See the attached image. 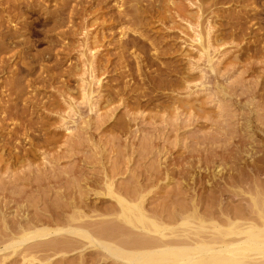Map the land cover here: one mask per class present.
Instances as JSON below:
<instances>
[{
    "label": "rangeland",
    "instance_id": "1",
    "mask_svg": "<svg viewBox=\"0 0 264 264\" xmlns=\"http://www.w3.org/2000/svg\"><path fill=\"white\" fill-rule=\"evenodd\" d=\"M194 1L175 0V2H166L169 4L167 7L164 2H160L162 5L159 2H154L161 6L158 5L163 15L165 17L170 16V19L161 18L159 16L161 14L158 15L153 11H151L152 13L149 12L150 15L147 11H144L145 13L143 10L139 11L140 17L143 16V19L141 18L143 24H141L140 30L143 34L148 35L149 42L152 41L156 45L160 42V49L157 46L158 51L160 50L156 53H159L157 56H160V53L163 52L161 53L163 55L158 58L153 50H148L149 54L152 53L155 56L152 59L150 68L155 70L154 68H161L163 65L164 68H167L166 70L160 69V74H155L157 73L155 71L153 74L151 73L153 71L150 70L152 76H159L157 78L161 80V82H158L160 86L155 84V88L154 83L158 81L155 77L154 81L146 82L147 85L144 84L148 86L145 91L150 93V96L148 95L149 99L148 97L147 99L140 98V107L137 108L135 105L129 104L130 106L125 108L119 104L118 100L106 104L105 98H102L107 96V99H109V88L110 90H117V86L120 88L123 84L120 82L122 79L119 73L116 70L112 71L114 69L112 68L113 63L117 59L116 54L113 55L114 52H117L115 41L120 37L122 29L119 25H116L112 31L108 30L107 33H110V35L107 39L111 41H106V45L99 47L100 58L105 57L107 60L102 58L103 62H107V65L110 62L112 64L108 68L110 72L104 74L105 78L102 77L103 74L97 73L99 74L97 77L101 78L100 84L95 83L92 86L96 88V91L93 89L95 92L93 94L95 99L93 98V100L99 104L96 103L98 107L94 105L93 110L90 111L88 104H81L85 100L83 99V102H81L80 93L82 94V92L79 86L81 82L76 78H80V74H82V70L77 67L80 59V54L77 51L81 49L78 48L77 50V47H80L81 38H83V34H79L80 28L77 30L79 33L76 36L73 34L65 39L66 43H69H67L69 48H72L73 45L75 47L73 46L72 51L69 50L72 52H70L72 56L69 55V58L64 59V64L62 61L61 68H59L60 73H64L68 68L67 65L76 63L77 66L73 67V69H78L73 72L74 75L76 74L74 76L76 79L74 77L69 79L67 73H64L66 75L62 74L59 84L55 82V86H48L47 83H44V86L42 84L38 86L40 85L38 84L36 88L25 89L26 94L24 93L23 99L26 97L25 101L28 105L26 102L18 104L22 106L24 103L25 106L27 105L28 108L33 109L27 108V112L23 113L22 117L15 118L14 116V121L7 120L6 125H4L5 128H3L4 131L0 129V146L3 142L7 143L5 149L0 148V159L3 154L4 157H7L9 151H12L13 155V159L9 161L0 160V247L9 242L8 236L11 234L20 235L21 227L27 230H31L32 227V230L41 227V229L47 230L46 232L62 230L56 232V234H49L44 238L29 239L13 254L10 253L11 250L0 251V264H122L120 260L109 256L107 252L105 253L103 249H100L94 243L91 242L92 244H90L81 237L78 239V236H72V234L65 233L66 230L64 231L69 226H76L78 223L75 224V221L70 222V219H68L69 216L75 213L72 210L75 211L78 207L84 214L92 216L89 219L95 222L97 220L98 224L102 223L98 220L107 217L106 220H103L117 221L115 215L120 213V208L115 199L106 194L105 182L108 181H112L114 191L121 193L124 197L134 194L136 189L137 192L149 194L144 205L147 210H157L158 212H161L159 210H164V208L170 209L181 205V203L189 204V196L192 194L189 187H191L192 177L195 175L200 177L202 183L206 179H211L210 181L214 183V187L218 190L225 187V190H222L223 195H219L218 190L210 189V192L207 185H205V187L207 186L206 190L200 188L197 180L198 187L195 185L197 197L201 196L202 202L207 203L208 197L206 199L205 197L209 196L208 193L216 191L215 194L210 195L211 200H215L212 197L217 196L218 199L216 198L215 202L218 204L220 200L224 199L223 202H219V205H223L221 207L224 208L228 205L230 210H234L232 206L235 208L241 207L246 201H244L245 198L242 195H234L232 191L230 192V190H235L233 188L238 189L237 187L241 184V187L244 186L242 187L243 190H251L248 184L253 179L256 180L252 181L251 187H253V184L255 186L256 181H259L256 184L259 188L261 187L260 189L264 188V49H261L264 46V21L261 20V18H264V0L250 2L240 0ZM251 2L252 4H249ZM127 3V5H131L134 2ZM145 3L148 2H142L143 5ZM120 4L116 0H111L108 3L110 12L113 15L117 13V7ZM47 5L49 10H54L57 7L55 2H47ZM170 5L178 7V9H185L187 14L182 10L187 17L185 15L179 17L182 10L179 9L180 12L178 11V13L175 8H172V11ZM199 5L204 10L206 9L201 24L203 27L200 24L199 27L196 26L198 13L201 12L199 11ZM92 9H95V7L92 6ZM141 11L143 15L140 13ZM259 11L261 15L258 14L257 16L256 14L257 12L260 13ZM250 14H253V17L249 16ZM189 16L192 18H189ZM96 17L94 14L86 16V20H89V22L87 21L88 23H85L86 26H84L90 32V37L97 35L98 30L101 28L100 22L103 21V18ZM35 18L36 15L27 18V21L32 22L31 27L20 38L31 42V54L48 47L50 39L45 37L44 32L48 25L41 24ZM116 18L119 19L118 16ZM237 18L245 19V22ZM255 18L259 19V28H256L258 23L254 25L255 28L252 26L258 20ZM76 19L75 25H79L76 21L80 23L83 21L82 19ZM95 19L97 24H91ZM240 21L246 25L244 23L238 25ZM251 21L253 22L251 23ZM14 23H16V20ZM241 25H244V30ZM8 26V28L4 26L1 30L7 31L10 29V31H14L19 27V25L11 26V24ZM248 27L253 28L254 34L250 32ZM62 29H66V27ZM62 29L60 28V30ZM199 29L203 33L206 31L208 33L207 35L204 33L205 38H208V51L207 53L204 52L205 54L202 52L196 35ZM241 32L243 33L241 34ZM260 39H262L261 42ZM59 47L57 48L59 49ZM94 48L98 49V47ZM157 60L160 67L155 64V62L158 63ZM170 62H173V64ZM171 65L176 71L172 69ZM172 70L174 71L173 74ZM11 77H16V74L11 75ZM82 77H86V75L82 74ZM63 78H66L64 80L68 83H61L64 81ZM139 79L136 78V81H139ZM162 80H165L166 83ZM164 83L165 85H163ZM60 84L63 87L61 86L59 90L63 91L64 94L66 92L65 88L70 87L71 93L70 96L69 93L67 96L72 102L74 100L73 103L77 107H81L78 114L72 115L68 112L69 110L66 108L67 101L56 95L58 89L56 87ZM66 84L68 85L66 86ZM149 86L150 88L154 86L153 91L149 89ZM98 87L102 89L100 90ZM105 87H108V89ZM54 88H56V91ZM97 89L99 90L97 91ZM31 94L36 95L38 99L36 100L35 96ZM55 95L58 96L56 99L54 98ZM1 96L0 99L6 103L8 97L4 94H1ZM47 96L53 98L49 99ZM32 97L34 100H32ZM100 97L101 99H99ZM58 98L62 104H59ZM96 98L98 99L96 100ZM52 99L57 101L58 104L56 103V105H62L61 107L57 106L59 110H53L57 107L52 103ZM21 100H18V102ZM49 100L51 104H49ZM144 100H149V102L146 103ZM2 101L0 102L1 106L4 104ZM33 101H37V103L45 101L49 105L43 102L45 104L41 107L42 102H40L39 104L35 103L37 106L35 107ZM64 102H66V105L63 104ZM50 105H54V108L52 109ZM48 106L50 109L47 108ZM30 111L34 115L28 113ZM65 111L70 113L68 114V117L71 116L70 118L67 117ZM61 115L67 118L62 120ZM37 116H40V118L37 119ZM35 119L38 121V123L34 122L36 126L33 124ZM25 122L30 124L26 125ZM38 124L41 126L39 127ZM25 126L28 128L26 137L23 134ZM13 145H16V149L11 148ZM252 164H255L254 166L257 164L261 168L260 171L253 170ZM218 169L223 170L220 171L222 173L218 174L220 178L218 175L213 176ZM238 170L247 173L243 172L242 177L241 172L239 173ZM165 172H169L170 179L165 176ZM236 173L241 176L238 174L236 176ZM230 174L235 175L234 179H238V176H240L244 181L242 180L238 186H235L236 181L238 184V180L234 181V184L224 183ZM223 176L225 179H223ZM213 178H217L218 181ZM219 179H221L220 182ZM231 179L233 178L228 180ZM261 182H263V187ZM215 184L222 187L218 186V188ZM229 187L231 189H228ZM226 188L230 193L226 191ZM125 191L126 194H124ZM178 191L185 192V195L179 194ZM225 194L230 196L232 194V199L229 196L227 198ZM202 207L205 210L206 204ZM203 209L201 208V212L205 213ZM110 210L117 214L113 215ZM117 210L118 212H116ZM25 226H31V228ZM55 239L59 243L52 245L53 242L51 241L54 240L55 242ZM41 244H44V246ZM36 246L38 247L36 248Z\"/></svg>",
    "mask_w": 264,
    "mask_h": 264
},
{
    "label": "bare ground",
    "instance_id": "2",
    "mask_svg": "<svg viewBox=\"0 0 264 264\" xmlns=\"http://www.w3.org/2000/svg\"><path fill=\"white\" fill-rule=\"evenodd\" d=\"M110 1L111 0H0V96H1V94H4L8 97L6 100V103H4L2 101V99H0V102L2 101L4 103L3 106L0 105L1 106V108H0V129L2 131H4L3 128H5L4 125H6L7 120L14 121V119L16 117L17 118L22 117L23 113L27 112L26 110L33 109V108L27 107L28 104L25 101L26 97L23 99L25 89H27V88L33 89L32 87L36 88V86L38 84H40L38 86H41V84L44 86V83H47L48 86H50V85L55 86L54 83L59 82L62 74L66 75L64 73H67L69 79L71 77L73 78L74 76H76V74L75 75L73 74L74 71L78 70V69L76 70V68L73 69V67L77 66L76 63L71 65L70 63H73V62H70L69 63L70 65H67L68 68L65 67L66 70L64 71V73H60L59 68H61L62 61L64 64V59L69 58L70 57L69 55L72 56L71 51L75 47V45H73L74 47L72 46V48L71 47L69 48V45H67L68 42L66 43L65 39L70 37V35H73V34L76 36V34H78L79 31H80L79 34H83V38H81L80 45L78 43V45L80 47H77V50H78V48L79 49L81 48L79 51H77L80 54L79 55L80 59H79V63H78L77 67H79L80 70H82L81 73L83 75H86V77H82V74H80L81 75V76L79 75L80 78L76 77L81 82V84L79 85L80 91L82 92V94L80 93V95L82 97L81 102H83V99L85 100V102H83L81 104H85V103H86V105L88 104L87 106H88L90 111L93 110L94 105H95V107L96 106L98 107V105H99L97 102H95L93 100V98H94L93 94L95 93L94 90L96 91V88H95V86H94V88L92 86L95 83H99L101 81V78L97 77V75L103 74L102 77L105 78L104 74L105 73L107 74L108 72H110L108 70V68L112 64V62H110L109 65H107L108 64L107 62H103L102 58L105 59V57L100 58L99 55L101 54V52L99 50L100 49L99 47L104 46L106 41H111V40L107 39L108 35H110V33H107V32H108V30L112 31L113 28L115 29L116 25L121 26L122 29L120 32V37L115 41V48H116L117 52L116 53L114 52L113 55L116 54L115 57H117V59L114 58L116 61L114 60L115 61L113 63L114 66L112 67L114 69H112V71L116 70V72L119 73V75L121 76L120 78L122 79V81H120V82L123 84L120 86V88H119V86H117L118 89L115 88L117 90H112V89L110 90V88H109V91H110V92H108V95L110 96V97L108 96L109 99H107V96L102 97V95H101V97L105 98L104 101L106 102V104H109V103L111 104V103H113L114 100H118L119 104L123 105L125 108L127 106L129 107L130 106L129 104H131L133 106L135 105V107H137V108H138V106L140 107V105H139L140 101L139 100L141 97L142 98L144 97L146 99L148 97V99H149L150 93H147L145 91L146 88L148 87V86H145V85H147L146 82H148V81L151 82L154 79V77L156 75H154V76H152V75L155 72H157L155 74H160L162 69L166 70L167 68H164L165 67L164 65H163L164 67L162 66L163 68L162 67L161 68H154L155 70H151V68H150L152 66V59H154L155 56L159 55V53L158 54H156V53L160 52V50L158 51V49H157L160 45V42L157 45L155 43H153L152 41L149 42L148 41L149 38L147 37L148 35L147 34L145 35L142 33V31L140 30V27L142 26L141 24H143V23H141L143 16L140 17L139 11L143 10V12L147 11L148 13L153 11V13L155 12L158 15L161 14V15H159V16H161V18L170 19V16H168L167 14L166 15L169 18L167 16L165 17L163 15V12L158 7L159 4H155L154 2H159V3L164 2L166 7H167V5L169 6V4L166 2H169V3L175 2V0H116V2L118 1L121 3L117 7V11H116L117 15L116 14L113 15V13L110 12V9L108 7V3ZM113 1H115V0H113ZM188 1H190V0H188ZM195 1L196 2H219V0H195ZM240 1L250 2L253 0H240ZM47 2H55V4L57 5L56 9L49 10ZM127 2H134V3L131 5H127L128 4ZM142 2H148V3L147 4L145 3L143 5ZM249 4H252V2ZM165 5H163V6H165ZM172 5H170L171 6L170 9L175 8L177 10V12L179 11V9H181V10L183 9V8L178 9V7L176 8ZM92 6H93V8L95 7V9H92ZM199 7H200L199 11H201V12H199L198 16H197V22H196L197 27H199V24L201 26L202 21L204 20L203 19V13L206 10V9L204 10L201 7V5H199ZM164 9H166V8H164ZM167 9L169 10V8H167ZM173 9H172V11H173ZM251 9H254V8H251ZM176 10H175V12H176ZM183 10L185 12V9H183ZM183 10L181 11V14H180L181 16H179V17H182V15L184 16L185 13L187 14V12L184 13ZM263 10H264V8H263ZM143 12L141 11L140 13H142V15H143ZM261 12H262V10H261ZM261 12L260 13L257 12L256 15L257 16H258V14L261 15ZM151 13H149V15ZM91 14H94L95 16H97L96 18H100V17L103 18L102 19L103 21L100 22L101 28L98 30L97 35L94 36L91 34L92 37H90V32L87 29H85V26H86L85 23L89 22V20H86L87 19L86 16L91 15ZM32 15H36L35 19L38 22H40L41 24L48 25L47 29L44 32H45V37H48L50 39L48 41L49 42L48 47L44 48L41 51H36L35 53L31 54L30 53V50L32 49V45L30 44L31 42L29 40H25V39L23 40L20 38L23 35H25L26 31H28L30 29V27H31L30 25L32 22L27 21V18L32 16ZM115 15L119 17L118 20H117ZM162 15H163V17H162ZM252 15L250 14L249 16L253 17ZM115 18H116V20H115ZM189 18H192V17L189 16ZM248 18L251 20L250 17H248ZM258 18H255V19H258ZM75 19L76 20L82 19L83 23L76 21L77 23H79V25L78 24L75 25L76 24ZM237 19H239V18H237ZM242 19H243V17H242ZM262 19L264 21V18H261V20ZM15 20H16V23H14ZM244 20H242V21H244ZM96 21L97 20L95 19V21L91 22V24H97V23H95ZM161 21H162V19H161ZM253 21H254V18H253ZM253 21H251V23ZM143 22H144V20H143ZM244 22L240 21L238 23V25L240 23L243 24ZM144 23L146 25V22H144ZM256 23H258V26L256 28H259V25H260L259 19L252 26L256 25ZM9 24H11V26H18L19 25V27L14 31H10V29L7 31L1 30L4 26H7V28H8ZM123 24H126V25L123 26ZM145 25H143V26H145ZM241 26H243V30H244V25H241ZM64 27H66V29H62ZM201 27H203V25ZM60 28L62 30H60ZM79 28L81 30L77 31ZM248 28H249L250 32H253V34H254L255 31L253 30V28L252 27H248ZM254 28H255V26H254ZM83 30H85V31H83ZM206 32H204V33L207 35L208 33H206ZM146 33H147V31H146ZM204 33H203V31H201V29H199V30H197L196 35L198 38V43L203 50V51L202 50L201 51L203 53L204 52L207 53V51H208V43H207L208 38L207 39L205 38ZM242 33L243 32H241V34ZM204 40H205V42H204ZM261 40L262 39H260L259 41L261 42ZM55 46H56V48L54 49ZM57 47H59V49ZM94 47H98V49H95ZM160 47H161V45H160ZM160 47H159V49H160ZM262 47L263 48H261V49H264V46H262ZM69 50H71V51H69ZM113 50H114V48H113ZM148 50H150V51L153 50V53L156 55L154 56L151 52L150 53L152 55L149 54ZM162 50L164 51V48ZM65 51H66V53H65ZM8 52H10V54L7 55ZM63 53H64V55H63ZM161 53H163V52H161ZM161 53H160V56H157L158 58L161 57V55H163ZM157 57H156V59H157ZM111 60H113V59L111 58ZM108 61H109V59H108ZM157 62H158V60H157ZM170 63L173 64V62H170ZM155 64H157V66H158L159 62L158 63L155 62ZM155 67H156V65H155ZM158 67H160V66H158ZM171 67H172V69H174L172 65H171ZM63 68H62V70L65 69V68L64 69ZM148 68H150V69L148 70ZM62 70H61V72H62ZM150 70L153 71V72H151V73H153L152 75L150 73ZM97 73H99V74H97ZM166 73L168 74V72H166ZM173 73H174V71L172 70V74ZM5 74H6V76H4ZM13 74H16V77H11V75H13ZM109 75H110V73H109ZM157 77L159 78L158 75H157ZM157 77H155V78H157ZM126 78H127V80H125ZM136 78H140L139 81H136ZM158 78H157V80H158ZM160 78H161V76H160ZM64 79H66V78H63V80ZM75 79H73V80H75ZM117 79H115V80H117ZM64 81L63 82L60 81V82L61 83L67 82V81H65V82ZM131 81H133V82H131ZM159 81L161 82V80H158L155 83L153 82L154 86H155V84H156V86L158 84H160V83H158ZM162 81L165 82V80H162ZM118 82H119V80H118ZM171 82H173V81H171ZM165 83L163 85H165ZM116 84H117V82H116ZM148 84H150V83H148ZM67 85L68 84H66V86ZM167 85H169V84L167 83ZM61 86L63 87V85H61V84H60V86L56 87V88H58L57 91L55 90L56 88H54V90L57 93V94L56 93L55 94L60 96L62 98V100L67 101L68 107L65 104L66 102H64L63 104L66 105V108L69 110V111L67 110L68 112L72 113V115L78 114L79 113L78 110H81V107H77V105H75V103H73L74 100L72 102V100L67 96L68 93L70 96V93H71V91L69 89L70 87L65 88L66 89L65 91L67 93L65 92V94H64L63 91L59 90V88ZM100 86L102 87L103 85H100ZM150 86H152V85H150ZM150 86H149V89H152V91H153L154 86H153V88H150ZM156 86H155V88H156ZM158 86H160V85H158ZM169 86H171V84ZM37 88H39V87H37ZM98 88H100V87H98ZM105 88L108 89V87H105ZM67 89L69 90V92ZM101 89L102 88H100V90ZM107 89H105V90L107 91ZM98 90L99 89H97V91ZM36 91H37V89H36ZM147 91L149 92V90H147ZM38 92H39V90H38ZM97 93H100V92H97ZM152 93H151V96H152ZM31 95L29 96L30 98H31ZM56 95L54 97L55 99L58 97V96L56 97ZM65 95L67 97H64ZM104 95H106V94H104ZM32 96H35L34 98H36V95L33 94ZM97 96L99 97V95H97ZM51 97L50 98L48 97V98L51 99ZM101 97L99 99H101ZM21 99H23V100H21ZM37 99L38 98H36V100ZM97 99L98 98H96V100ZM152 99H150V101H152ZM18 100H21V101L18 102ZM28 100L31 101V99H29V98H28ZM32 100H34L33 97H32ZM51 101L55 105H56L57 101L60 102L59 104H62V102L59 100V98L57 99V101H54V99H52ZM102 101H103V99H102ZM144 101H142V102H144ZM147 101L149 102V100H147ZM147 101H145V102L147 103ZM153 101H154V99H153ZM21 102H24V103L26 102L27 105L25 106V104L23 103L22 106H20V104H18V103H21ZM40 102H42L40 105L41 107H43V104L46 103L45 101H40ZM40 102L37 103V101H35V102L33 101L35 107H37L36 104H39ZM43 102H45V103H43ZM47 102H48V100H47ZM30 103L31 102H29V104ZM49 104H51L50 100H49ZM49 104H47V105H49ZM76 104H78V103H76ZM31 105H32V103H31ZM50 106L52 109L54 108L53 107L54 105L53 106L50 105ZM57 106H59V105H56V107ZM61 106H59V107H61ZM143 106H144V104H143ZM29 107H31V106H29ZM44 107H46V106H44ZM59 107L54 108L53 110H56ZM47 108L50 109L49 106ZM78 108H80V109H78ZM34 110H33V112H34ZM33 112L30 111L28 113H33ZM53 113H54V111H53ZM70 113H67V117H68V114H70ZM28 115H31V114H28ZM33 115H34V113H33ZM63 115L66 116L65 114H63ZM14 116H15V118H14ZM64 116L61 115L62 120L67 118V117L65 118ZM70 117L71 116H69L68 118H70ZM39 118H40V116L37 119H39ZM31 121H32V118H31ZM40 121H41V119H40ZM34 122L38 123V121L36 119H35V121L33 120V124H34ZM42 122H44V121H42ZM28 123H26V125L30 124V123L29 124ZM15 125L17 126V124H15ZM16 126H14V127H16ZM31 126H32V124H31ZM40 126L41 125H39V127ZM27 131H28V128H27V126H25L23 129V134L25 135V137L27 135ZM6 144L7 143L3 142L0 146V148L5 149ZM11 148L16 149V145H13V147H11ZM11 159H13V155H12V151H9L7 153V157H4V154H3V155H1L0 160L1 161H6V160L9 161ZM190 162H191V160H190ZM254 165L252 164L253 170H255V171L257 170L259 172L261 168L258 167L257 164H256V166H254ZM167 171H168V169H167ZM220 171H223V170L218 169L216 173L213 172L214 173L213 176H217L219 173H222ZM250 171L252 172L251 169H250ZM240 172L241 171H239V173ZM243 172H241V174ZM168 173H166L165 176H168L169 175ZM239 173H236V176H237V174L240 175ZM197 176L198 175H195L192 177L191 187H189V188H191L190 192H192L191 195L189 194L190 195L189 196L190 197L189 198L190 199L189 204H187L186 202H185L186 204L181 203V205L174 206L173 208H170V209L164 208V210L163 209L159 210L161 212H158L157 210H151V209L147 210L144 203L148 199L146 197L149 194H146L143 192L142 193L137 192L138 190L136 189V190H134L135 193L132 191L134 194H132V195L130 194L128 197H124V195H121V193L119 194V193H116L114 191L115 189H113V182L112 181L105 182L106 189H107L106 194L113 197L115 199V201L117 202V204L119 205V208H120L119 214L113 213L110 210L111 213H113V215L117 214V215H115L117 218V221H115V220L113 221L110 218H109L110 221H108V220L104 221L108 218L106 216L107 217L106 219L102 218L101 220H98L99 222L102 221V223L98 224L97 220L95 222L94 220L89 219L92 216L90 217V215L84 214V212H82V210H79V207H78L77 210H75V211H74V209L72 210L75 213L72 216H69L70 218H68V219H70L69 220L70 222L75 221V224H76V222H78V223L76 224V226H69L68 228L64 229V231L66 230L67 232H65V233L72 234V236L73 235H75L76 237L78 236L79 237L78 239H80V237H81V239L88 241V243H90V244L94 243L100 249H103L105 251V253L107 252V254L109 256L113 257L116 260H120L121 261L120 263H122V264H264V190H263L264 188L260 189L261 187L259 188L258 184H256V183H259V181L258 182L256 181V183L253 182V183H255V186L253 184L252 185L253 187H251L252 181L256 180V179H253L251 181V183L248 184V186L250 185L251 190L248 189L245 191L242 189V187H244V186L242 185V187H241V184H240L242 180L244 181V179H242L243 174H242V177H240L241 175L238 176V179L237 178L234 179L235 175L230 174L229 177L227 176V178L228 179L233 178L231 180L225 179L223 176V179L227 180L224 183H227V184L228 183L234 184V181L238 180V184L236 181L235 186H238L239 184H240V186L237 187L238 189L233 188L235 190H230V192L232 191L234 195H242L243 198H245L244 201L245 200L247 201V203L245 201L244 205H242L241 207L235 208L234 206H232L233 207L232 209H234V210H230V209H228V205L225 208L221 207L223 205H221V206L219 205V202L220 201L223 202L224 199L220 200L218 202V204H217V202H215L218 199L217 196L212 197L215 200H211L210 195H212L214 192H216L218 190L217 188L214 187V183H212L210 181L211 179L210 180L206 179L207 181L205 180V182L202 183V181H200L201 179H199L200 177H197ZM218 177H219V175H218ZM248 177H249V175H248ZM168 179H170V177ZM213 179H215V178H213ZM247 179L249 180V178H247ZM251 179H252V177L250 178V180ZM197 180L199 182L200 188L205 189L208 186L209 187L208 190H210V189L216 190V191L212 190L213 192L208 193L209 196L205 197V199L208 197V200H207L208 202L205 203V201H204V203L206 204L205 210L202 207L203 205H205L202 202L203 201L202 197L200 195H198V196H200L198 198L197 195L195 194V189H196L195 185L198 187ZM216 180H217V178L215 179V181ZM220 180L221 179H219V182H220ZM245 182H244V184H245ZM205 183H207V184H205ZM218 184H215L216 187L221 186ZM262 184H263V182H261V185ZM205 185H207V186L205 187ZM223 186H224V184H223ZM232 186L235 187L234 185H232ZM186 187H188V186H186ZM262 187H263V185H262ZM189 188H188V190H189ZM224 188L225 187H223V189L219 188V190H218L219 195H223L222 190H225ZM252 188L254 191L252 190ZM228 189H231V188L229 187ZM180 191H178L179 194L185 195V192L183 193V191H182V193H181ZM226 191H227V188H226ZM129 192L132 193L131 191H129ZM210 192H211V190H210ZM230 192H228V193H230ZM224 193H226V192L224 191ZM124 194H126V191ZM201 195H203V194L201 193ZM219 195H218V197H219ZM225 196H227V198L229 196L232 199V197H231L232 194H231V196L229 194H227V195L225 194ZM244 196H246V197H244ZM181 197H183V196L181 195ZM203 198H204V196H203ZM231 199H230V201H231ZM174 201H175V199H174ZM225 204H226V202H225ZM82 206H80V207L82 208ZM168 206H166V207H168ZM201 208L204 210L205 213L201 212ZM116 212H118V210ZM108 216H110V215H108ZM101 217H103V216H101ZM36 224H37V222H36ZM27 225L29 226V224H27ZM30 225H31V223H30ZM25 227H27V226H25ZM27 228H31V226L27 227ZM32 229H33V227L31 228V230L30 229L27 230V229H24L23 227H21L20 228L21 234L20 235H15V234L12 235L11 234L10 236H8L9 242L4 244L3 246H1L0 251L11 250L10 253L13 254L18 250L19 247L24 245L23 244L24 242H26L29 239L33 240L34 238H39V237L44 238V237L48 236L49 234H52V233L56 234V232H59L60 230H62V229H58V230L46 232L47 230L45 231V230L41 229V227H36V229H34V230H32ZM11 232H12V230H11ZM61 241H63V240H61ZM51 242H53L52 245H54V243L55 244L59 243L57 239H55V242H54V240H52ZM48 244H51V243L49 242ZM41 245L44 246V244H41ZM52 245H51V247H53ZM37 247L38 246H36V248Z\"/></svg>",
    "mask_w": 264,
    "mask_h": 264
}]
</instances>
